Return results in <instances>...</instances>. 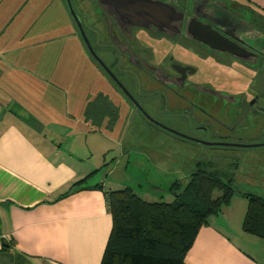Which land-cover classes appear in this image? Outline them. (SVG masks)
<instances>
[{"label":"crops","instance_id":"obj_1","mask_svg":"<svg viewBox=\"0 0 264 264\" xmlns=\"http://www.w3.org/2000/svg\"><path fill=\"white\" fill-rule=\"evenodd\" d=\"M241 1L264 14V0ZM47 14L50 23L57 17L56 25L46 27ZM63 28L68 32L62 34ZM76 29L65 0H0V232L9 239L0 250V264L103 262L113 229L109 190L98 162L72 145L63 146L68 130L62 128L70 123L77 135L87 136L102 135L101 127L112 125L122 133L125 127L111 122L124 114L104 113L110 92L103 87L96 89V110L90 93L76 97L83 105L79 117L63 110L62 101L73 105L77 90H92L88 80L68 83L73 68L62 67L65 56L72 60L74 53L84 61L89 54ZM62 38L78 39L77 45L69 51L61 46ZM126 116L135 120L134 113ZM153 129L138 123L137 133ZM259 142L264 140L254 143ZM226 208L199 229L186 264H264V238L243 229L246 214L241 226L220 223L217 217Z\"/></svg>","mask_w":264,"mask_h":264},{"label":"flooded vegetation","instance_id":"obj_2","mask_svg":"<svg viewBox=\"0 0 264 264\" xmlns=\"http://www.w3.org/2000/svg\"><path fill=\"white\" fill-rule=\"evenodd\" d=\"M86 1L84 30L125 88L90 55L116 94L106 95L105 114L157 127L148 116L205 143L174 137L226 151L264 135L263 13L241 0Z\"/></svg>","mask_w":264,"mask_h":264},{"label":"rangeland","instance_id":"obj_3","mask_svg":"<svg viewBox=\"0 0 264 264\" xmlns=\"http://www.w3.org/2000/svg\"><path fill=\"white\" fill-rule=\"evenodd\" d=\"M80 1L81 4L77 0H72L77 14L82 16L83 26L87 30L85 18L89 21L90 7L86 0ZM31 5L27 10H30ZM34 14L33 10L29 16L35 17ZM46 17V27L49 24L56 25L57 17L53 23L49 22L48 14ZM64 18L63 13L62 20ZM67 32L68 30L63 28L62 34ZM76 34L79 35L77 29ZM77 41L76 39L69 41L62 38L61 46H65L67 50L71 51V48H75L74 44L77 45ZM68 63L73 68L70 70L71 75H75L74 78L71 75L68 76V83L76 84V81L80 83L81 80H88L91 82L92 90L90 88L77 90L76 92L80 94L73 98V102H75L73 105L65 103L63 105L62 101L63 110L69 109L70 113L79 117L83 105L79 107L81 99H76V97L81 98L90 93V97H93L92 101H94L96 92L101 87L104 88V91L110 92L109 94L112 96H116L102 75L97 72L96 65L89 54L84 61L80 58L75 59L74 53L72 60H69V56H65L62 60V67L64 68ZM70 71H68L69 74ZM241 79H243L241 82L246 84L245 78L242 77L235 78L233 84ZM262 102L264 103V98ZM115 120L119 121L118 124L123 125L125 130L121 133L118 129H113L112 125L111 127L104 125L101 127L104 132L103 137L96 133L87 136L85 134L77 135L78 130H75V127L70 123L64 125L68 129L62 128L65 132L68 130V136L62 138L63 146L72 145L73 149L78 148L86 153L88 160H92L94 164L98 162L100 167L98 174L99 177L105 179L104 184L107 190L132 188L133 192L146 202L173 203L175 195L172 186L175 181H178L180 186H185L190 179V174L198 169L216 173L224 181L231 180L234 188L230 206L227 205L228 208L225 209L224 215L221 214L222 216L217 217L220 223L223 222L231 227L237 226L236 224L241 226L249 203L245 194L264 198V151L261 150L264 147L227 151L220 148H207L181 140L167 132L154 130L151 124L136 114L135 120L127 118L126 115H121L120 119L114 118L111 123H115ZM132 121H135L136 124H133ZM138 123L140 126L142 125V128L150 126L154 131L151 134L141 132L138 134ZM262 136L264 135H260L259 141L264 140ZM73 138H75L74 143ZM176 190L178 191V189Z\"/></svg>","mask_w":264,"mask_h":264},{"label":"trees","instance_id":"obj_4","mask_svg":"<svg viewBox=\"0 0 264 264\" xmlns=\"http://www.w3.org/2000/svg\"><path fill=\"white\" fill-rule=\"evenodd\" d=\"M172 191L173 203L146 202L132 188L105 192L113 229L102 264H186L199 229L229 205L234 194L231 180L200 169L190 174L185 186L175 181ZM245 196L249 203L243 229L264 238V198Z\"/></svg>","mask_w":264,"mask_h":264},{"label":"water","instance_id":"obj_5","mask_svg":"<svg viewBox=\"0 0 264 264\" xmlns=\"http://www.w3.org/2000/svg\"><path fill=\"white\" fill-rule=\"evenodd\" d=\"M66 2V6H67V9L69 11V13L71 14L76 26H77V29H78V32L79 34L81 35L82 39H83V42L89 52V54L95 59L97 60L98 63H101V65L105 66V64L103 63V61L99 58V56L95 53L92 45H91V42L84 30V27H83V24H82V20H81V17L77 14L74 6H73V3H72V0H65ZM105 68L108 70V72L111 74V76L114 78L115 82L117 83L118 86H120L123 90L125 89L123 87V85L121 84V82L113 75V73L105 66ZM150 121L151 123L155 124L157 127L167 131L168 133L171 132L175 135H178V136H181L183 138H186V139H190V140H193V141H197V142H201V143H205V142H202L201 140H197L195 138H192L191 136H188L186 134H183L177 130H174L166 125H164L163 123L153 119V118H150L148 116H146ZM241 147H245V148H251V147H264V142H259V143H253V144H242L240 145Z\"/></svg>","mask_w":264,"mask_h":264},{"label":"built area","instance_id":"obj_6","mask_svg":"<svg viewBox=\"0 0 264 264\" xmlns=\"http://www.w3.org/2000/svg\"><path fill=\"white\" fill-rule=\"evenodd\" d=\"M9 241L8 236L0 232V250L4 249Z\"/></svg>","mask_w":264,"mask_h":264}]
</instances>
